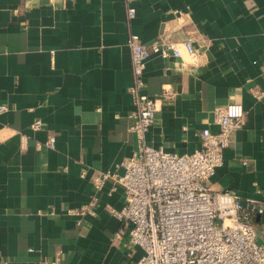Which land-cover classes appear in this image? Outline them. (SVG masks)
<instances>
[{"label": "crops", "instance_id": "1", "mask_svg": "<svg viewBox=\"0 0 264 264\" xmlns=\"http://www.w3.org/2000/svg\"><path fill=\"white\" fill-rule=\"evenodd\" d=\"M0 0V264H131L142 249L114 240L124 189L108 179L138 149L129 37L152 43L169 24L194 55H152L144 92L162 98L145 138L177 154L218 130L214 109L238 102L247 123L231 134L209 187L250 211L264 244V0ZM185 13L184 22L174 11ZM263 93L255 95V91ZM42 121L39 129L33 123ZM51 135L54 147H38ZM96 198L93 213L74 215ZM258 207L262 212L258 213Z\"/></svg>", "mask_w": 264, "mask_h": 264}, {"label": "built area", "instance_id": "2", "mask_svg": "<svg viewBox=\"0 0 264 264\" xmlns=\"http://www.w3.org/2000/svg\"><path fill=\"white\" fill-rule=\"evenodd\" d=\"M126 0L129 19L137 14L136 3ZM174 20L184 22L185 13L174 11ZM165 23L158 39L146 44L132 33L129 47L132 57L133 83L129 87L134 110L131 130L136 133L138 149L118 167L123 174L107 171L96 180L101 189L113 179L124 189L125 205L113 210L121 227L114 240L126 237V246L142 249V255L131 264H264V244L256 241L254 222L250 211L228 191L210 189L209 181L222 164L223 151L231 143V134L246 123V114L238 102L214 109L218 130L208 127L199 131L200 146L191 153H171L155 148L146 141L156 113L162 107V98L151 97L143 90L148 59L158 54L163 58L194 55L193 39L175 43L167 36ZM263 92L255 91L256 96ZM8 109L0 105V113ZM39 129L42 121L33 123ZM56 137L51 135L38 147H54ZM96 198L80 209H70L74 215L93 213ZM258 213L262 208L258 207ZM62 251L53 259L41 258L37 264H63Z\"/></svg>", "mask_w": 264, "mask_h": 264}, {"label": "water", "instance_id": "3", "mask_svg": "<svg viewBox=\"0 0 264 264\" xmlns=\"http://www.w3.org/2000/svg\"><path fill=\"white\" fill-rule=\"evenodd\" d=\"M242 203V202H241ZM243 206H245V203H242Z\"/></svg>", "mask_w": 264, "mask_h": 264}]
</instances>
